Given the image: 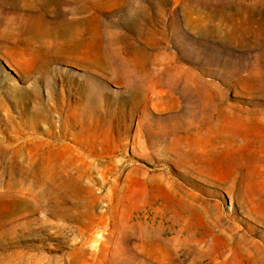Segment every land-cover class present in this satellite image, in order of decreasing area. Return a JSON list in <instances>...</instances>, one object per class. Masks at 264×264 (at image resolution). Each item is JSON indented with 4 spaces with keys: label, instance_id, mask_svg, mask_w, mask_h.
Listing matches in <instances>:
<instances>
[{
    "label": "rangeland",
    "instance_id": "obj_1",
    "mask_svg": "<svg viewBox=\"0 0 264 264\" xmlns=\"http://www.w3.org/2000/svg\"><path fill=\"white\" fill-rule=\"evenodd\" d=\"M41 68L101 158L22 145L31 188L0 144V264H264V0H0V132L58 121Z\"/></svg>",
    "mask_w": 264,
    "mask_h": 264
},
{
    "label": "bare ground",
    "instance_id": "obj_2",
    "mask_svg": "<svg viewBox=\"0 0 264 264\" xmlns=\"http://www.w3.org/2000/svg\"><path fill=\"white\" fill-rule=\"evenodd\" d=\"M5 62L6 64H8V66H10L11 69L12 64L6 59ZM42 68L39 70L40 73L37 74L38 76L35 77L36 84H33L31 93L29 92L27 98L25 99L27 100L26 104L30 105L34 102V110L39 109L40 103L39 94L37 93V85L40 83L50 86L49 88H47V101L49 103L48 110L51 111L52 109H59L60 113L58 114V116H56L58 118V121H56L55 123L52 122L43 129H40V132L36 131L34 128L29 129L28 131H24V121H20V123H18L16 127L12 128L8 133H5L3 131L0 132V144H3L7 149H9L6 152L12 155L18 154L17 156L20 159L18 164H16L15 166H12L11 164L9 165V168L5 167V173L9 174V176L15 175L18 177H23L24 180L29 181L28 186L31 188L36 187L37 184L39 185L42 182L37 179L36 171H38V169L34 168L30 163H28L32 159V157H29L31 156V151H24L22 145L27 146L29 143L37 141L35 143L38 145V148L36 149V152L33 153V155L35 154L36 156L47 158L50 161L54 160V162L58 164L51 168L60 167L62 168L61 170L68 167V164L77 160L86 161L92 157L98 158L100 160L101 158L96 154L97 143L94 142L95 139L93 141H89L88 139H86L87 134L82 131V115L85 116L87 115V113L95 111V107L99 106V89H96V87H87L81 84H79V87H77L76 89L71 84H61L60 87L58 85H50V83L46 79V76L50 71L48 69L42 70ZM73 89H75L74 93L72 92ZM55 94H58L59 96L56 98L54 97ZM91 102L95 106L90 107L89 105ZM68 110H72L71 114H68ZM78 111L80 116L74 124L71 120V116ZM220 116L224 118L226 115L221 114ZM244 116V114H240L241 118ZM15 119L16 118H13V116L10 115L7 110L5 111L3 122L6 127L9 123L12 122V120ZM1 121L2 119L0 120V122ZM25 123L28 124L29 122L26 120ZM30 124H33L32 126H34V123L31 122ZM242 125L246 130L255 125L259 126V124L253 122L247 125ZM25 135H30L31 137L22 140V137ZM38 135H42L45 138H39ZM58 160L60 161L58 162ZM99 160H94L95 167H97V165L99 164ZM61 161H63V163H61ZM95 173L101 177L104 176V174L97 168H95ZM12 185L13 182L10 180L8 182V186ZM44 185L46 187L45 190H47L49 185L47 183ZM40 186L42 185L40 184Z\"/></svg>",
    "mask_w": 264,
    "mask_h": 264
}]
</instances>
